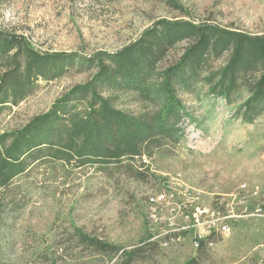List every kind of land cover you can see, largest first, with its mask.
<instances>
[{
  "label": "rangeland",
  "instance_id": "374dc122",
  "mask_svg": "<svg viewBox=\"0 0 264 264\" xmlns=\"http://www.w3.org/2000/svg\"><path fill=\"white\" fill-rule=\"evenodd\" d=\"M181 3L187 18L264 33V0ZM177 16L181 14L163 3L145 0H0V29L21 33L46 52L115 51L153 19ZM89 77L71 73L43 83L0 116V132L26 123ZM184 100L189 108L185 141L144 158L145 179L120 170L107 175L100 166L54 162V171L34 167L8 190H0V200L12 204L6 206L9 214L0 228L2 264H126L123 252L148 242L153 248L142 255L145 261L133 264H189L192 259L193 264H264V114L245 122L235 104L226 105L220 98ZM124 107L139 109L134 103ZM136 163L142 164L139 159ZM161 191L173 194L174 204H185V211L218 207L229 231L218 234L201 256L191 239L193 230L179 240L163 241L162 232L173 227L170 223L191 226L196 218L184 219L174 211L170 217L171 208L168 214L160 210L149 197ZM212 219L209 214L200 221ZM76 228L119 247L118 252L86 248L73 235Z\"/></svg>",
  "mask_w": 264,
  "mask_h": 264
},
{
  "label": "trees",
  "instance_id": "16d2710c",
  "mask_svg": "<svg viewBox=\"0 0 264 264\" xmlns=\"http://www.w3.org/2000/svg\"><path fill=\"white\" fill-rule=\"evenodd\" d=\"M145 1L163 3L181 16L153 19L115 51L46 52L21 33L0 29V116L43 83L71 73L90 75L63 91L45 111L0 132V190H8L34 167L54 171V162L64 167L100 166L107 175L120 170L145 179L144 158L185 141L189 108L184 98H220L226 105L235 104L237 116L245 122L264 114V33L187 18L182 0ZM129 103L139 109L124 107ZM3 201L4 197L0 228L9 214L6 206L12 205ZM73 235L79 244L98 252L119 250L78 228ZM217 239V233L202 239L198 256ZM151 244L123 252L126 264L145 261L142 255L153 248ZM2 257L0 243V264Z\"/></svg>",
  "mask_w": 264,
  "mask_h": 264
},
{
  "label": "built area",
  "instance_id": "2783aa9c",
  "mask_svg": "<svg viewBox=\"0 0 264 264\" xmlns=\"http://www.w3.org/2000/svg\"><path fill=\"white\" fill-rule=\"evenodd\" d=\"M175 197L173 196V194L167 193L165 191H161L159 193H157L155 196H151L149 197V201H153V203H158L160 204V210H165V213L168 214L166 212L167 208H171L172 211H170V209L168 210L170 213V217L173 216V211L176 212L175 215H178V213H180L183 218H189L191 215H193L196 220L195 223L192 224L191 226L188 224H176L175 223H170L173 225L172 228L170 229H165L162 232V240L169 242L171 240L174 239H178L181 238V236L183 237L185 234V231L187 233V230H193L192 231V235H191V239L193 241V245L197 248L199 242L204 239L206 236H208L211 233H217V234H223L226 231H229V227L226 224L225 220H226V216H224L222 214V212L220 211V209L218 207L216 208H211V207H199L196 206L194 208V210L192 212L190 211H185L186 205L183 203H180L178 206H176L174 204ZM225 211V209H223ZM209 214L215 219L212 220H204V221H200L201 217H208ZM201 228L199 227L200 225H203ZM149 232L152 234L153 233V228H148ZM184 232V233H183ZM166 238V239H165Z\"/></svg>",
  "mask_w": 264,
  "mask_h": 264
}]
</instances>
